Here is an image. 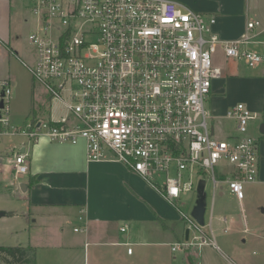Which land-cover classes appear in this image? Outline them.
<instances>
[{
    "label": "built area",
    "instance_id": "1",
    "mask_svg": "<svg viewBox=\"0 0 264 264\" xmlns=\"http://www.w3.org/2000/svg\"><path fill=\"white\" fill-rule=\"evenodd\" d=\"M21 1L35 21L29 36L37 55L32 76L67 115L16 126L14 81H0V138H26L25 151L13 159L16 176L30 171L27 144L84 143L89 162L124 165L182 214L189 235L173 244V252L211 244L202 231L206 222L201 226L184 215L180 196L198 197L200 183L206 188L210 180L213 203L226 192L243 201L247 185L258 181L261 134L251 132L258 115L245 103L234 105L224 117L234 127L218 139L208 106L222 76L215 63L219 50L250 68L263 61L257 50L245 48L250 37L223 40L214 17L174 0ZM259 25L249 22L247 30ZM157 176H165L162 185Z\"/></svg>",
    "mask_w": 264,
    "mask_h": 264
},
{
    "label": "crops",
    "instance_id": "2",
    "mask_svg": "<svg viewBox=\"0 0 264 264\" xmlns=\"http://www.w3.org/2000/svg\"><path fill=\"white\" fill-rule=\"evenodd\" d=\"M174 1L214 17V30L223 40L249 36L251 41L245 48L262 54L263 61L250 68L241 61L227 60L219 50L215 63L222 76L214 82L208 100L214 120L220 121L231 107L245 103L258 115L251 132L259 137L264 122V0ZM9 17L10 0H0V42L7 45L13 64L19 63L15 58H20V52H15L17 47L10 38ZM256 21L260 25L248 31L247 24ZM222 58L231 65H225ZM14 76L10 70L8 78L15 84ZM58 103L62 116L47 119L56 122L67 115L64 104ZM257 125L258 133L254 134ZM25 142L0 150V196L11 194L25 202L20 211H7V216L24 222L29 239L24 246L36 249V264H171L172 245L187 239V228L175 206L153 186L118 162H89L84 143L46 140L34 147L27 145L30 171L16 176L13 159L19 151H25ZM259 155L258 181L247 186L242 204L252 203L258 191L264 190L262 135ZM6 158L10 160L7 165ZM22 185L26 191H22ZM224 218L227 222L223 223L228 225V217ZM133 223L137 227L132 230ZM130 247L132 254L128 253Z\"/></svg>",
    "mask_w": 264,
    "mask_h": 264
},
{
    "label": "rangeland",
    "instance_id": "3",
    "mask_svg": "<svg viewBox=\"0 0 264 264\" xmlns=\"http://www.w3.org/2000/svg\"><path fill=\"white\" fill-rule=\"evenodd\" d=\"M9 21L11 22H9L10 38L12 44L17 47L15 52H20V58L14 52V57L18 58L15 60H18L19 63L12 64L8 56L7 45L0 42V79H9L10 70L16 74L11 102L14 124L22 128L28 127L32 123L34 109L40 111L37 115L39 119L49 120L48 117L59 119L63 114L59 103L52 102L53 106L50 110L47 100L48 92L34 80L29 70L35 67L37 61L35 47L29 41V36L35 28V21L24 2L10 0ZM222 60L227 66L232 63L229 61L228 64L224 58ZM212 125L216 128V138L222 139L233 129L234 122L227 119L214 120ZM257 133L258 125L254 130V134ZM24 138L21 136L2 137L0 138V150L4 151L9 146L25 142L26 138ZM30 155L33 159L34 154L30 153ZM9 162L10 160L7 158L4 160L5 165ZM5 168L3 167L4 171ZM164 181L165 176L155 178L158 185H162ZM247 186L249 187V185ZM205 191L208 194V205L205 215L206 226L202 231L210 235L212 243L200 248L170 252L171 264H264V190L258 191V195L252 203L245 201L243 204L228 192L225 193L224 198L216 197L213 203L210 180L207 182ZM180 197L183 214L190 216L197 201V194L194 192L184 193ZM24 205L25 202L17 199L15 195L0 196V212L20 211ZM211 214L214 216L212 221ZM179 215L182 218V214L179 213ZM225 216L228 217V225L223 223ZM184 223L185 219H182V225ZM210 224L213 227V234H211ZM226 226L228 227L227 232L224 231ZM136 227L137 225L134 223L131 225L132 230ZM25 228L26 226L20 218H12L7 214L1 217L0 245H26L29 239ZM193 232V230L190 231V238L194 236Z\"/></svg>",
    "mask_w": 264,
    "mask_h": 264
},
{
    "label": "trees",
    "instance_id": "4",
    "mask_svg": "<svg viewBox=\"0 0 264 264\" xmlns=\"http://www.w3.org/2000/svg\"><path fill=\"white\" fill-rule=\"evenodd\" d=\"M51 106V99H47ZM50 108V107H49ZM38 112L33 110L32 123L39 121ZM53 124V123H52ZM37 251L31 246H1L0 245V264H36Z\"/></svg>",
    "mask_w": 264,
    "mask_h": 264
},
{
    "label": "water",
    "instance_id": "5",
    "mask_svg": "<svg viewBox=\"0 0 264 264\" xmlns=\"http://www.w3.org/2000/svg\"><path fill=\"white\" fill-rule=\"evenodd\" d=\"M4 96V93L2 94ZM1 107H3V102L1 103ZM260 134L264 136V122L260 124ZM22 191H26L24 185L21 186ZM207 207V194L205 192V182L202 181L199 185L198 189V197L196 201V206L192 211V217L201 225H205V214ZM6 212H0V218L6 216ZM189 235V231H187V238Z\"/></svg>",
    "mask_w": 264,
    "mask_h": 264
}]
</instances>
